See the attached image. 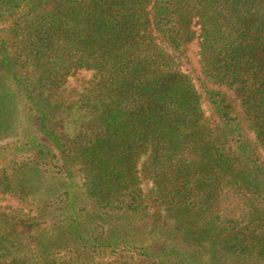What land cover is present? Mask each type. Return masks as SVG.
Instances as JSON below:
<instances>
[{
  "label": "trees",
  "instance_id": "obj_1",
  "mask_svg": "<svg viewBox=\"0 0 264 264\" xmlns=\"http://www.w3.org/2000/svg\"><path fill=\"white\" fill-rule=\"evenodd\" d=\"M16 123L0 264H264V0H0Z\"/></svg>",
  "mask_w": 264,
  "mask_h": 264
},
{
  "label": "rangeland",
  "instance_id": "obj_2",
  "mask_svg": "<svg viewBox=\"0 0 264 264\" xmlns=\"http://www.w3.org/2000/svg\"><path fill=\"white\" fill-rule=\"evenodd\" d=\"M78 75L80 76L82 74H78ZM72 83H74V81H72ZM81 115L82 114H80V113H74L73 115H71V117H70V119H71V123H70L71 129H75V127H77L78 124L82 121V116ZM17 120H19V117H18ZM23 127H24L23 124L20 125V124L16 123L15 124V128L16 129H13L9 134L5 135L2 139H0V145L14 140L15 137H16L17 131L22 130Z\"/></svg>",
  "mask_w": 264,
  "mask_h": 264
}]
</instances>
